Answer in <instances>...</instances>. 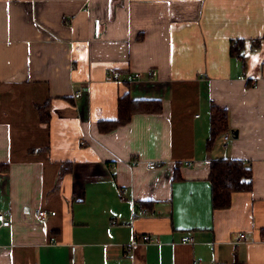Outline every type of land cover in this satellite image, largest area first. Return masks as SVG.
<instances>
[{
    "label": "crops",
    "instance_id": "0c3cea01",
    "mask_svg": "<svg viewBox=\"0 0 264 264\" xmlns=\"http://www.w3.org/2000/svg\"><path fill=\"white\" fill-rule=\"evenodd\" d=\"M125 94L161 111L100 132ZM214 159L251 167L225 209ZM0 214V264H264V0H0Z\"/></svg>",
    "mask_w": 264,
    "mask_h": 264
},
{
    "label": "trees",
    "instance_id": "16d2710c",
    "mask_svg": "<svg viewBox=\"0 0 264 264\" xmlns=\"http://www.w3.org/2000/svg\"><path fill=\"white\" fill-rule=\"evenodd\" d=\"M243 50L244 42L242 40L235 39L230 41L229 55L239 59L242 63L244 61ZM46 107L47 104L45 103L43 106H37L36 108L42 113ZM160 111L161 103L159 100L132 99L125 94L117 99L116 118L113 120H101L98 122L97 127L100 132H108L126 124L135 113H158ZM228 130L227 111L211 103L209 106V132L205 147L210 149L217 138L228 132ZM72 165V162L61 163L59 174L69 173ZM208 179L210 182L211 208L213 210L225 209L229 207L233 193L251 190V167L249 163L238 159H214L209 164Z\"/></svg>",
    "mask_w": 264,
    "mask_h": 264
},
{
    "label": "built area",
    "instance_id": "2783aa9c",
    "mask_svg": "<svg viewBox=\"0 0 264 264\" xmlns=\"http://www.w3.org/2000/svg\"><path fill=\"white\" fill-rule=\"evenodd\" d=\"M144 76L150 78L152 76V71L151 70H148ZM143 77V74L142 73H137L136 74V78L137 79H141ZM107 80H110V76H107L106 78ZM228 135L227 133H224L223 134V138L225 140H227L228 138ZM147 167L149 169H152L155 167V163L154 162H149L147 164ZM125 189L121 190L120 192V195L122 196L124 193H125ZM51 215L54 214V212H51L50 213ZM35 215H36V218L39 219V220H45L48 216V213L45 211V210H38L35 212ZM10 225V222L9 220H7L5 218V216L3 214H0V229L1 228H4V227H8ZM245 238L244 234L243 233H239L238 234V240H243ZM51 241L53 240L52 238L50 239ZM180 243H183V244H192L193 243V238L191 236H183L181 239H180ZM193 264H198L197 262H194Z\"/></svg>",
    "mask_w": 264,
    "mask_h": 264
}]
</instances>
